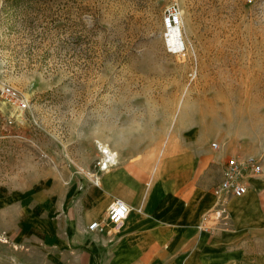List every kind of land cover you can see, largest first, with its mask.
I'll use <instances>...</instances> for the list:
<instances>
[{
  "label": "rangeland",
  "instance_id": "rangeland-1",
  "mask_svg": "<svg viewBox=\"0 0 264 264\" xmlns=\"http://www.w3.org/2000/svg\"><path fill=\"white\" fill-rule=\"evenodd\" d=\"M172 1L179 52L163 26ZM7 85L28 110L6 102ZM99 141L116 164L152 171L202 151L199 177L213 191L230 155H255L264 200V0H0V187L31 191L57 174L68 183L46 184L56 192L47 215H64L101 172ZM58 255L0 234V264L77 263Z\"/></svg>",
  "mask_w": 264,
  "mask_h": 264
},
{
  "label": "crops",
  "instance_id": "crops-1",
  "mask_svg": "<svg viewBox=\"0 0 264 264\" xmlns=\"http://www.w3.org/2000/svg\"><path fill=\"white\" fill-rule=\"evenodd\" d=\"M201 152L189 147L153 171L124 156L116 164V152L107 168L93 174L97 184L66 201L64 215H47L56 192L46 184L68 183L57 174L37 180L31 191L2 186L0 205L11 209L0 210V234L29 240L76 264H264L261 180L253 177L242 197L213 191L199 177L209 159ZM115 198L129 204L127 218L89 231Z\"/></svg>",
  "mask_w": 264,
  "mask_h": 264
},
{
  "label": "built area",
  "instance_id": "built-area-1",
  "mask_svg": "<svg viewBox=\"0 0 264 264\" xmlns=\"http://www.w3.org/2000/svg\"><path fill=\"white\" fill-rule=\"evenodd\" d=\"M182 24L181 7L176 1L169 2L164 9L163 26L165 30L166 44L170 51L179 52L184 46L174 48L168 43V37L174 31L178 30ZM2 96L18 111H26L29 109V100L23 95L17 93L13 87L7 85L2 87ZM9 124L14 123L13 119H9ZM214 148H219L220 144L214 142ZM263 165L259 158L255 155H230L222 166V179L216 187L220 193L230 194L236 197L244 196L249 190V183L253 177L261 175ZM99 179L95 175L92 183H98ZM80 188H83L81 186ZM130 212L129 204L121 198H115L107 208L106 214L101 219L92 221L87 229L89 231L102 230L106 224L118 225L123 222Z\"/></svg>",
  "mask_w": 264,
  "mask_h": 264
},
{
  "label": "bare ground",
  "instance_id": "bare-ground-1",
  "mask_svg": "<svg viewBox=\"0 0 264 264\" xmlns=\"http://www.w3.org/2000/svg\"><path fill=\"white\" fill-rule=\"evenodd\" d=\"M177 31H181V27L174 31L173 33H171V35L168 37V43L170 45H172L174 48H180L181 46H185V43L183 42V36H179V39H174L171 40L173 34H175V32ZM100 143V147H101V151L103 153L104 156V160L102 162V168H107L110 162H113L115 160V156H116V152H114L112 149H110V147L108 146V144L99 141Z\"/></svg>",
  "mask_w": 264,
  "mask_h": 264
}]
</instances>
